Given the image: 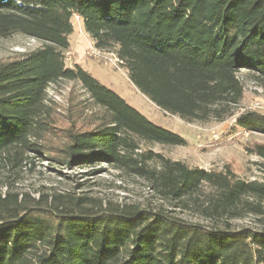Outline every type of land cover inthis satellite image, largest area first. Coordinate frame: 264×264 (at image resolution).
I'll list each match as a JSON object with an SVG mask.
<instances>
[{
	"label": "trees",
	"instance_id": "obj_1",
	"mask_svg": "<svg viewBox=\"0 0 264 264\" xmlns=\"http://www.w3.org/2000/svg\"><path fill=\"white\" fill-rule=\"evenodd\" d=\"M76 17L96 48L123 61L143 95L188 124L232 115L244 99L242 71L264 82V0H0V38L18 34L42 45L0 63V158L21 168L27 154L45 155L43 142L58 130L48 89L74 82L103 116L91 130H61L65 145L53 160L70 169L111 167L210 223H189L165 205L56 190L36 199L11 189L0 192V264H264V231L230 224L262 213L264 181L155 152L187 142L73 59L68 64ZM235 130L264 135V114L245 111ZM249 151L264 160V145Z\"/></svg>",
	"mask_w": 264,
	"mask_h": 264
},
{
	"label": "rangeland",
	"instance_id": "obj_2",
	"mask_svg": "<svg viewBox=\"0 0 264 264\" xmlns=\"http://www.w3.org/2000/svg\"><path fill=\"white\" fill-rule=\"evenodd\" d=\"M78 21L75 20L76 31L71 37L72 47L69 50L74 53L73 62L76 61L89 70L103 85L117 93L156 126L178 134L187 142L183 147L155 145V152L206 170H222L229 166L245 181H264V160L249 151L255 145H264V135L235 130L237 118L245 111L264 114L263 81L242 71L239 77L244 86V99L238 106L232 107V115L221 121L211 118L207 123L188 124L154 105L132 84L126 71L114 67L113 62L105 65L101 60L89 57V46L94 44L82 26L78 25ZM41 46V43L18 34L0 38V63L21 59ZM85 101L87 96L79 84L62 81L50 86L47 106L57 121L58 130L43 142L47 147L45 155L33 152L27 154L21 168H13V164L0 158V192L13 189L14 192L28 193L37 199L39 193L56 190L60 193L91 196L114 204L136 202L150 205L153 209L165 205V209L176 217L189 223L208 226L210 223L201 219L192 209L185 210L165 203L143 180L121 175L108 166L70 169L53 160L65 145L61 130L71 127L81 131L91 130L102 118L103 111ZM250 201L256 203L254 199ZM261 205V214L252 212L247 213L244 218L230 220L232 229L264 231V203Z\"/></svg>",
	"mask_w": 264,
	"mask_h": 264
},
{
	"label": "built area",
	"instance_id": "obj_3",
	"mask_svg": "<svg viewBox=\"0 0 264 264\" xmlns=\"http://www.w3.org/2000/svg\"><path fill=\"white\" fill-rule=\"evenodd\" d=\"M77 20H80L79 17H76ZM87 55L92 58H96L101 60L105 65H108L109 62H113L114 67L121 68V65L123 64V61L116 56L114 53L108 51V50H102L98 49L95 46L91 45L89 46V50ZM74 57V53L71 51L66 52V60L67 62H71ZM254 109V107H251Z\"/></svg>",
	"mask_w": 264,
	"mask_h": 264
}]
</instances>
